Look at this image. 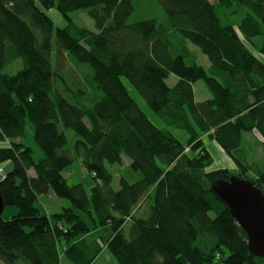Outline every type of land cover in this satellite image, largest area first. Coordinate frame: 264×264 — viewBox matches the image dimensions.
<instances>
[{"label":"trees","instance_id":"obj_1","mask_svg":"<svg viewBox=\"0 0 264 264\" xmlns=\"http://www.w3.org/2000/svg\"><path fill=\"white\" fill-rule=\"evenodd\" d=\"M157 2L163 22H130L132 0H0V165L10 164L0 194L4 208L18 210L7 221L0 216L1 264H92L102 248L116 264H264L212 188L236 175L264 194V168L254 167L250 177L252 167L236 157L243 134L256 131L264 141V64L252 53L264 56V0ZM50 10L64 27L54 28ZM73 12H85L95 31L79 27ZM189 44L208 69L189 61ZM69 58L92 71L90 88L101 94L90 106L56 90L75 99L87 93L65 80ZM18 59L22 69L5 73ZM72 73L81 83L82 74ZM171 74L177 81L169 87ZM121 77L167 127L187 134L186 143L150 122ZM197 81L209 99L195 102ZM59 125L79 137L71 148ZM27 128L39 161L24 142ZM207 133L236 174L209 171L201 140ZM123 156L142 177H121L113 190L105 164L121 165ZM79 159L94 179L89 192L63 177ZM47 194L69 206L47 213L38 204ZM146 202L148 213L139 215ZM90 234L93 247L86 249Z\"/></svg>","mask_w":264,"mask_h":264},{"label":"rangeland","instance_id":"obj_2","mask_svg":"<svg viewBox=\"0 0 264 264\" xmlns=\"http://www.w3.org/2000/svg\"><path fill=\"white\" fill-rule=\"evenodd\" d=\"M134 5V13L130 17V22H138L142 20L147 19H154L157 22H163L165 20V15L163 12L162 7L158 4L157 0H132ZM47 15L53 22L54 28H62L66 25L65 20L58 14L55 10H50L47 12ZM72 20L79 26L86 28L87 30L94 32L95 27L93 21L89 18V16L85 12H73L70 14ZM52 43V56L51 61L55 66V53H56V43L54 38V33L52 35L51 39ZM188 49L190 51L189 61L195 62L196 64L202 66L203 68H206V64L208 65L207 58L202 55L199 50L192 46L188 45ZM255 57H257L260 61L264 63V56L260 55L259 53L252 52ZM189 61L186 59L185 64L190 65ZM69 65L67 66V72L65 73V80L73 86V89H84L87 90L86 94H79L77 98H73V94L66 93L64 90L56 86V90L59 94H61L64 98L71 102H81L82 104H85L87 106H90L93 101L95 100V97L98 98L100 96V92H95L94 89L90 88L91 82H92V71L90 68L83 66L81 64L74 63L70 58L68 59ZM75 65V66H74ZM22 69V62L20 59L11 62L4 68V72L8 74H16L18 71ZM80 72L82 74L81 76V83H73V73L72 71ZM85 74H88V76H84ZM177 80V77L173 74L170 75V77L166 80V83L169 87L174 86L175 81ZM121 81L126 88L128 94L131 96L133 101L138 105V107L141 109V111L148 117L151 123H153L158 129H167L170 131L173 136L182 144H184L187 141V134L183 131L176 130L170 127H167V125L160 119L145 103L143 98L139 95V93L135 90V88L131 85V83L128 81L127 78L121 77ZM201 91H204L206 93L207 89L202 81H197L194 83V93L195 98L197 102H201ZM50 97H54V92L50 93ZM59 130L64 132L66 134L67 140H68V146L71 148L74 142L79 139V137L70 129H65L58 126ZM31 129L27 128L26 130V140L24 141L25 144L31 149L32 151V157L35 161H39L43 158L42 153L37 148V146L34 144L33 140L31 139ZM260 137V136H259ZM261 138V137H260ZM262 141V140H260ZM246 142L245 150L249 156L252 154H255V156H259L263 153V146L261 144H248ZM256 166V165H255ZM6 164L0 165V170L5 169ZM105 167L107 171L112 176V182L111 187L113 190L119 189V180L120 178H124L127 182L133 183L141 179V174L139 172H135L130 168V161L126 156H123L122 158V164L121 165H110L105 164ZM257 168V166H256ZM236 176V175H233ZM63 177L67 183L68 186H74L76 184H82L83 187L86 189L87 192L90 191V188L94 185V179L92 174L86 171V169L83 166L82 161L75 160L73 164H71L70 167L66 168L63 171ZM238 177V176H236ZM54 199H58L56 197H53ZM58 201H62L64 205H66V199H58ZM38 204L39 206L45 211V210H51L52 212L60 211L63 207V205L59 204L57 207H51V204L47 198H45L43 195L39 196L38 198ZM142 211H140L138 214L144 216L149 211V204L148 202L144 203L142 205ZM18 210L15 206H6L3 210V213L1 214V219L5 221L9 220L12 216L17 214ZM105 253L101 256V258L98 260L96 264H114V260L109 261L105 258ZM67 264H72L69 262H66Z\"/></svg>","mask_w":264,"mask_h":264},{"label":"water","instance_id":"obj_3","mask_svg":"<svg viewBox=\"0 0 264 264\" xmlns=\"http://www.w3.org/2000/svg\"><path fill=\"white\" fill-rule=\"evenodd\" d=\"M212 188L245 232L249 252L255 257H264V194L250 181L233 175L226 181H217ZM3 210L0 194V216Z\"/></svg>","mask_w":264,"mask_h":264},{"label":"crops","instance_id":"obj_4","mask_svg":"<svg viewBox=\"0 0 264 264\" xmlns=\"http://www.w3.org/2000/svg\"><path fill=\"white\" fill-rule=\"evenodd\" d=\"M208 1L213 3L214 0H208ZM208 68H209V63H208V65L206 64V68H204V69H208ZM176 81H175V83H176ZM192 89H193V93H194V84L192 85ZM200 93H201V97H202L201 102L210 98V93L208 90L206 91V93H204V91H201ZM195 97L196 96L194 93V100H195V102H197ZM259 136L260 135L256 131L243 134L241 146L238 149V151L236 152V157L242 162V164L247 166V168L252 167V168H249L247 170V173H246L250 177H255L256 171L253 170L254 167L257 166V168H259V167L264 168V141L262 140V138H260L261 136L260 137ZM201 140L203 141V144L205 145L206 150L212 159V165L209 167V171L228 170V171L232 172L233 174H236L238 169H237L234 161L220 148V146L214 140H212L209 137L208 133L202 135ZM248 140H249L248 144H261L263 146L262 155H260L261 152L259 153V156H255V154H252L251 156H249L247 154V152L245 150V147H246L245 145H246V142H248ZM260 140H262V141H260ZM9 169H10V164L7 163L4 170L7 171ZM29 174L32 175V172H29ZM44 197L47 198V200H49L51 207H57L59 204L63 205L62 206L63 208L69 206V203L67 201L65 203L66 205H64V203L62 201H58V199H54L53 198L54 196L52 194H47ZM45 211L47 213H54L51 210H45ZM93 237H94V235L90 234L85 238V239L90 240V242H86V245H87L86 249H90V247H93V241H92ZM104 253L106 254L105 255L106 259H108L109 261L113 260L112 257L107 252V250L105 248H102V250L99 252V254L94 259L92 264H96ZM66 262H69V261H67L66 259H63L61 261V264H67ZM69 263H72V262H69ZM114 264H116L115 261H114Z\"/></svg>","mask_w":264,"mask_h":264},{"label":"built area","instance_id":"obj_5","mask_svg":"<svg viewBox=\"0 0 264 264\" xmlns=\"http://www.w3.org/2000/svg\"><path fill=\"white\" fill-rule=\"evenodd\" d=\"M4 178V172L3 169L0 170V180Z\"/></svg>","mask_w":264,"mask_h":264}]
</instances>
